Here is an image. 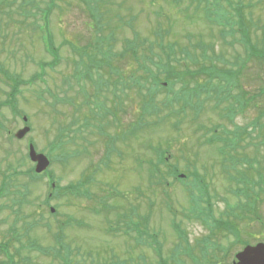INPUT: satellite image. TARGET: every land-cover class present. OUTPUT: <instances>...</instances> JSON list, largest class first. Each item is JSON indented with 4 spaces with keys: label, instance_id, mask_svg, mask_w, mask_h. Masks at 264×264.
Returning <instances> with one entry per match:
<instances>
[{
    "label": "rangeland",
    "instance_id": "374dc122",
    "mask_svg": "<svg viewBox=\"0 0 264 264\" xmlns=\"http://www.w3.org/2000/svg\"><path fill=\"white\" fill-rule=\"evenodd\" d=\"M49 1L34 0L32 6L24 8L26 13L23 14L28 18L16 12L18 3L13 9L4 2L0 6V66L3 70L0 72V194L3 190V195H0V240L4 238L5 243L11 240L9 252L13 254L14 247L19 245L10 239L9 234L15 221L27 214L24 223H34L38 227L32 230L30 225V228L22 229L23 222L16 224L22 236V245L27 246L35 240L41 246L39 252L23 251L20 257L14 258V264H61L59 259L64 260L65 256L69 264H231L233 256L247 244L264 243V193L259 195L260 203L257 202L252 211L238 210L244 198L238 200L233 191L240 190L241 186L228 181V175L222 171V157L217 152L219 144L206 142L213 134L214 125L220 123L218 125H224L228 131L237 126L241 135L239 156L262 161L264 146L259 144L264 136V116H260L264 111V58L262 62L258 57L245 55L236 29L227 32L223 40L219 36L221 28L206 20L202 2L108 1L106 7L114 8L110 15L116 12L121 17L116 24L111 21L109 27H103L105 35L109 32L114 34V41L110 45H113L115 53L121 49L125 39L133 38V27L140 39H146L151 44L177 42L178 46H193L194 49L199 42L211 44L216 56L221 55L234 64L229 67L230 70L238 62L239 55L245 62L244 69L238 75V83L248 103L233 116V124L228 118L221 120L217 112L210 111L216 103L213 96L204 103L205 109L195 121L189 108L177 117L176 112L170 114L162 111L165 113L160 115L157 112L150 116V128L136 131L140 113L137 102L141 104V96L134 91L115 92L120 98L118 102L112 95L111 83L117 76L110 72V64L104 66L97 63L103 60L98 56V50L94 49L92 38L95 29L88 10L80 0H55V6L50 10ZM209 4L218 16L225 14L229 24L244 22L249 45L261 48L264 0H211ZM47 8L52 49L58 56L56 64L53 63L54 57L44 50L46 34L43 33L40 38L42 28L39 31L37 28L42 24L41 14ZM7 11H14L13 21L6 15ZM29 12L34 13L29 16ZM124 22L129 23L131 29ZM199 50L197 48L195 52L198 58L201 55ZM156 52H159L158 47ZM207 55L210 57V54ZM115 59L109 61L123 71L125 77L134 69L130 57L125 63ZM42 64H45L43 69ZM5 70L9 75H15L20 83H11L6 78ZM198 81V85H205L203 76ZM213 83L218 84L217 81ZM102 84L109 88L102 90ZM178 87V84L174 85L173 90L179 92ZM171 94L173 92L160 89L153 101L166 104ZM237 95V91L232 92V96ZM204 98L200 96L198 101L203 102ZM11 100L16 103L14 110L9 104ZM195 101L197 99L192 103ZM119 103L124 110H119ZM103 105L110 108L112 114L104 115L103 127L106 132L121 135V131L127 129L128 136L122 144L116 143L120 156L112 155L110 162H107L108 167L101 164L105 157L104 139L99 138L91 126H83L84 123L91 125L101 121L100 110H96L94 120L93 117L95 107ZM180 106L181 103L175 105L171 112L181 109ZM115 109H118L117 113ZM21 116L27 119L26 124ZM199 125L202 127L199 128ZM25 127L29 128V132L21 140H16L14 135ZM66 128L67 137L63 134ZM214 133L218 135L220 131ZM29 140L38 154L52 161L48 174L59 182L61 188L77 186L90 177L87 187L69 188L72 190L70 192L64 188L61 194L47 203L49 188L46 176L43 174L35 178L28 173L22 175L24 171L33 172L34 168L27 160ZM151 147L161 148L167 153L161 165L157 163ZM155 163L160 173L151 176L152 164ZM251 165L248 164L249 167ZM170 167L178 169L177 175L185 176L183 182L174 179L169 172ZM246 167L243 163L238 171L243 172ZM193 168L197 172H193ZM249 172L252 174L248 180H255L254 171ZM230 173L234 174L233 171ZM186 176L193 178L186 179ZM195 176L204 189H209L207 197L210 200H202L198 204L200 207L187 192ZM193 187L192 193L196 197H205ZM16 192H23L26 200L20 208L12 209L18 199ZM77 193L81 196L76 197ZM50 208L55 210L56 216L49 214ZM200 209H203L201 213ZM231 209L235 217L230 215ZM96 210L101 212L96 213ZM192 211L201 218L234 221L237 231L224 233L220 228H214L212 219L213 231H209L191 214ZM30 214L34 216L29 218ZM38 214L43 216V222ZM123 215H131V218L125 219ZM119 220L127 225L132 222L141 228L145 226L150 233H156L158 248L144 247L147 237L142 233L137 235L135 245L132 238H126L122 230L118 231ZM40 223H47L51 230L46 228L47 232L39 227ZM59 225L64 227L63 244L67 248L61 254L47 257L45 255L52 248H59L53 232ZM120 226L125 228L121 223ZM174 230H179L184 238L180 240ZM204 240L206 249L215 257L214 261L210 255H201V252L207 251L204 245L201 252L198 248ZM212 244L217 249L212 250ZM0 262H7L2 254Z\"/></svg>",
    "mask_w": 264,
    "mask_h": 264
},
{
    "label": "trees",
    "instance_id": "16d2710c",
    "mask_svg": "<svg viewBox=\"0 0 264 264\" xmlns=\"http://www.w3.org/2000/svg\"><path fill=\"white\" fill-rule=\"evenodd\" d=\"M108 1L110 0H80L79 2H82L84 5V8L88 10V13L90 17L92 18V25L95 29V36L92 38L93 42L95 43L94 49L98 50V56L103 60V62L97 61L100 65H111L112 74L117 76V79H114V81L111 83L110 89L112 90V95L118 99V102L120 100L119 96L116 95L115 92L119 93H129V92H136V94H139L141 96V104L137 102L138 108H139V114L137 118V123L135 126L136 131H141L143 128H150L152 126V123L149 122V118L151 115H156L157 112L161 114H164L165 112H169L170 114H175L177 117L180 112L185 113V110L187 108L192 109L194 121L199 119V115L202 111H204L205 106L204 103L213 99L212 97L215 96L216 103L212 105L210 111L211 112H217L218 117L221 120H226L225 118H228L230 123H232L233 116L236 115V113H240L242 109L244 108L245 104L247 105V100L244 95L241 93V85L238 83V75L240 73L241 69H244L245 62L244 58L239 57L238 62L236 63L235 67L231 68L233 70H230L229 67L233 66L228 62L226 59H224L221 55L216 56L213 53L212 45L211 44H204L203 42H199L196 49L192 47L184 48L183 46L179 45L177 42H173L170 44L164 45L161 41L160 43H147L146 39H140V36L137 32L134 31L132 28V39H125L123 41L122 47L118 52H113V45H110L114 41V37L111 32H109L108 35L104 34V26L109 27L111 21L116 24L119 19L121 21V17L114 12L112 15L113 9H110L106 7ZM198 3L202 2L204 3V10L206 15V20L211 22V24H214L218 27H220L219 36L225 39V35L227 32L235 31L237 30V33L240 37V41L243 45V49L245 52V55L247 54L251 55L253 58H259L263 62L264 58V35L261 38L260 44L261 48L257 46H253L252 44L249 45V41H247L246 33H248V30H246V25L244 22L233 23L229 24L225 14H220L218 16L214 13V11L211 10L209 2L211 0H196ZM3 2L7 6H12V9L14 8V5L18 3V7L16 9V12L21 13V16L24 18H28L26 13L24 12L26 7L32 6L34 0H0V6H3ZM54 2L55 0L49 1V9L52 10L54 8ZM4 4V5H5ZM49 9L47 8L45 14L42 15L43 18V25H38V31L39 28H42L40 31V38L43 33L46 34V38L44 41V48L49 54H51L54 57V63L58 61V56L55 52H53L52 44H51V37L49 35L48 30L45 31V27L48 25L47 23V17L49 16ZM14 11H7L6 15L8 18L12 20V14ZM34 13V12H33ZM32 12H29V16L33 14ZM20 15V14H19ZM221 16H223L221 18ZM129 29V23L124 22ZM20 24V22H19ZM257 24V23H256ZM244 27V28H243ZM34 29V28H33ZM227 29V30H226ZM224 42V41H223ZM225 44V43H224ZM106 46V50L104 47ZM250 46V47H249ZM156 47H158V51L156 52ZM197 48L200 49V57L198 58L196 53ZM156 52V53H155ZM210 54V57L209 55ZM118 60L119 62H126L128 60V57L131 58V61L133 62L134 69L130 70L127 76L125 77L122 75L123 71L121 72L119 68H115L111 62L110 59ZM246 60V59H245ZM240 62V63H239ZM98 65V67H100ZM45 64H42L41 68H44ZM90 68V66H89ZM2 67L0 66V72H2ZM7 74H6V73ZM6 78L11 81V83L14 81L15 84L20 83L19 79L15 75H9L8 72L5 70ZM205 78V85H198L200 77ZM214 81H217V83L214 85ZM14 84V85H15ZM163 84H166L164 86ZM178 84V90L179 92H175L174 85ZM20 85V84H19ZM102 90H107L109 86H106L105 84H102ZM15 89V88H14ZM160 89L165 90L166 92L172 93L171 97L168 99L166 104L163 102L161 104L155 103L154 97L158 95V92ZM237 91V96H232V92ZM103 95V92H102ZM200 96H205L203 102L198 101ZM243 96V97H242ZM194 99H197L194 103L192 101ZM14 101H9V104H11V108L14 110ZM181 103V109L172 111L171 109L175 107V105ZM16 104V103H15ZM119 105V110H124L123 107H121V103ZM10 106V105H9ZM160 107V108H159ZM246 107V106H245ZM100 110L101 114L99 116L101 121H96V124H87L84 123V127L91 126L96 130V134L99 138L104 139V145H105V157L104 161L101 162L105 167H108V161L110 160V157L112 155L120 156V151L118 148H116V143L122 144L125 139L128 137L126 134L127 129H124L121 135H118V133H114L113 135H109L108 132H106V129L103 127V122L105 116L112 115L110 112V108H106V106H96L94 110V118L97 116V111ZM18 111V110H17ZM116 113L118 112V109H115ZM165 111V112H162ZM260 115L261 117L264 116V111ZM15 114V112L13 111ZM91 114V113H90ZM105 115V116H104ZM92 116V114H91ZM184 116V115H183ZM159 120V117L157 118ZM179 123V121H178ZM220 124V123H218ZM214 125L213 134L206 139L207 143L215 144L217 142L219 145L217 147L218 154L222 157L220 160V167L222 171L225 172L227 176L228 181H234L237 185L241 186V189H236L233 191V194L237 196L236 198L238 200H241L243 197V202H240L238 205V210H247L249 209L252 211L254 209V206L256 207L257 202L260 203L259 195L264 193V156L261 157L262 161L258 160L257 158L250 159L247 158L245 155L239 156V150L241 148L239 147V141H240V133L239 128L237 126H234L235 129L232 131H228L224 125ZM233 124V123H232ZM101 126V129L99 128ZM157 126V125H156ZM155 127V126H153ZM202 127V125H199V128ZM264 127V124H263ZM129 130V129H128ZM68 132V128L63 129V134L65 135V132ZM132 131V130H131ZM215 131H220V134H215ZM134 132V131H132ZM206 136V135H205ZM67 137V136H66ZM63 142V141H62ZM199 142V141H198ZM167 144V142H166ZM259 145L264 146V136L262 137V140ZM168 148V146H167ZM151 151L154 152L158 162L160 165L163 163V156L167 155L165 151L161 148H150ZM169 154V153H168ZM51 161V160H50ZM52 162V161H51ZM110 162V161H109ZM157 163L152 164L153 165V171H151V176L155 174H159L160 171L158 170ZM243 163L246 164V168L243 172L238 171V167L243 166ZM251 163L252 167H249L248 164ZM263 163V164H262ZM257 165V167H255ZM193 172H197L195 168H193ZM250 170L254 171L255 180H248V176L252 173L249 172ZM233 171L234 174L232 175L230 172ZM169 172H171V175L174 177L176 181L183 182V180H180L178 177V169L176 167H170ZM25 173H28V175H32L33 177L37 178L38 176H35L33 172H27L24 171L22 173L23 176H25ZM44 175H48L47 173H44ZM30 176V177H32ZM185 177V176H184ZM191 177V174H190ZM186 176V179L190 178ZM193 178V177H192ZM190 178V180L192 179ZM5 179H7L5 177ZM192 183V187L197 189L198 192L205 195V197H196L195 194L192 193V187L189 189L187 188V192L191 194L192 200H195L194 202L197 203V207H200L198 204L202 200H210L209 197H207L209 189H204V186L202 182H200L199 179H197V176L194 177ZM91 181L90 177H87L86 180L79 182L76 185H69L65 190L67 192H70L69 188L77 189L78 187H87L88 183ZM187 182V180H186ZM49 192L53 193L52 196L47 197L46 202L49 203V201L52 199V197L57 196L62 193V190L64 188H61L58 181H55L54 177H49ZM51 184H54L55 187L51 188ZM65 193V191H63ZM3 193V190H2ZM0 195H3V194ZM15 195L18 196L17 202H14L15 205H13L11 208H17L21 207L26 200L25 195L23 192H16ZM61 196V195H60ZM59 196V197H60ZM81 196V194L77 193L76 197ZM194 196V197H193ZM57 197V198H59ZM240 197V198H239ZM55 198V200H57ZM45 202V204H46ZM254 204V205H253ZM10 209V208H9ZM196 211V210H194ZM192 211L191 214L193 216H196L195 212ZM203 209L199 210V213H201ZM58 213V212H57ZM40 217V221L43 222V216L41 214H38ZM233 217H235L233 209H231V213ZM34 215L30 214L29 218L33 217ZM131 215H123L125 219H128ZM28 216L21 215L12 226L11 233L9 234L10 239L14 240L16 243H18V247H14V253L11 254L9 252L10 245L12 246L11 240L6 242V245H3V248H0V254H2L6 259L7 262H0V264H14V258L20 257L23 251H37L39 252L41 247L39 244H37L34 241H31L27 246L22 245V236L21 233H19L18 229L16 228V224L21 221L23 222L24 227L22 229H27L32 226V230L37 228L36 224L34 223H28L30 225H27L24 223V220H27ZM198 220H200L208 229L209 231H213L211 229V219L210 217L207 218H201L196 217ZM215 223L214 228H220L221 230L233 234L237 231V227L234 226V221H227V220H215L212 219ZM129 221V220H128ZM137 222V221H136ZM119 223V226H118ZM117 223V229L122 230V235L126 238H132L135 242V245H137V235L138 234H144L147 237V241L145 242L144 247H149L152 249H157L159 245L156 244L155 239L157 238L156 233H150L149 229L143 226L142 228L139 227V224L136 225V223H129L128 225L125 223H122L120 220ZM120 223L125 227L122 228L120 226ZM39 227L43 228L48 232V230H51L50 226L47 225V223H40ZM48 230H47V229ZM63 230L64 227L62 225L56 226V231H53L55 233V239L57 240L59 247L57 250H50L45 256L53 257L54 254L57 255V253L61 254L63 253L62 250L67 247L66 244H63ZM176 233L180 237V240L184 238L179 230H176ZM214 233V232H213ZM5 239H1L0 242L5 243ZM61 241V242H60ZM206 240L199 243L198 248L201 252V249L207 248V244L205 242ZM215 244L211 245V249H217ZM248 245V244H247ZM39 249V250H38ZM54 250V253H53ZM207 250V249H206ZM52 251V254H51ZM202 256L210 255L212 260L214 261L213 254H210L209 250L205 252H201ZM23 259V258H22ZM61 264H69L68 260L65 256L64 260H60ZM25 263H28L27 261H24Z\"/></svg>",
    "mask_w": 264,
    "mask_h": 264
},
{
    "label": "water",
    "instance_id": "95a60500",
    "mask_svg": "<svg viewBox=\"0 0 264 264\" xmlns=\"http://www.w3.org/2000/svg\"><path fill=\"white\" fill-rule=\"evenodd\" d=\"M26 121V119H24ZM29 132L28 128L19 130L15 138L20 140ZM28 157L35 164L34 173L41 174L49 166L48 159L41 154H37L32 145L28 149ZM236 264H264V244H258L254 247L247 246L236 255Z\"/></svg>",
    "mask_w": 264,
    "mask_h": 264
},
{
    "label": "flooded vegetation",
    "instance_id": "af4514ba",
    "mask_svg": "<svg viewBox=\"0 0 264 264\" xmlns=\"http://www.w3.org/2000/svg\"><path fill=\"white\" fill-rule=\"evenodd\" d=\"M3 245H4V244H2V242H0V248H3Z\"/></svg>",
    "mask_w": 264,
    "mask_h": 264
}]
</instances>
